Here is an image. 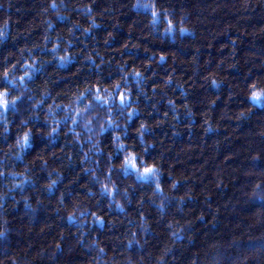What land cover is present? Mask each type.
<instances>
[{"label":"clouds","instance_id":"obj_1","mask_svg":"<svg viewBox=\"0 0 264 264\" xmlns=\"http://www.w3.org/2000/svg\"><path fill=\"white\" fill-rule=\"evenodd\" d=\"M0 264H264V0H0Z\"/></svg>","mask_w":264,"mask_h":264},{"label":"trees","instance_id":"obj_2","mask_svg":"<svg viewBox=\"0 0 264 264\" xmlns=\"http://www.w3.org/2000/svg\"><path fill=\"white\" fill-rule=\"evenodd\" d=\"M123 35H124V34L121 33V36H123ZM227 42H228L227 37H224V36L219 37V38L214 42V48L211 50V55H212V56H217V55L223 56V55L225 54V52H227V49H226V48H225L223 51H220L219 53H217L215 49H216V47H218L220 44H222V43H227ZM114 43H116V42L114 41ZM173 47H174V45H173ZM178 51H179V50H178ZM202 51H203L205 54H207V53L209 52L208 49H204V50H202ZM181 54L184 55V56L189 55V53H187V52H184V53H181ZM213 62H215V61H213ZM228 75H229V76H235V75H237V73H235V72H230V73H228ZM208 92L211 93V94H213V95L215 94V91H214L213 89H208ZM226 92H227V88H226V87H222V89H221V99L217 101L216 106H215V108L213 109V111H214V113H215L216 115H219L220 110L224 107V97H225V95H226ZM225 123H226V122H225ZM222 134H223V133H209L207 139H208L209 142H211L213 139H219L220 136H221ZM198 135H199L198 132H196V131L193 132V136L197 138L196 142H199V140H198ZM174 139L176 140L177 144H180V143H188V141L185 139V136H184V135L179 136V137H175ZM221 147H222V149H223V146H221ZM233 219H234V218H233Z\"/></svg>","mask_w":264,"mask_h":264}]
</instances>
